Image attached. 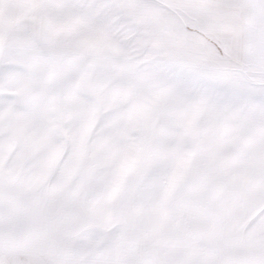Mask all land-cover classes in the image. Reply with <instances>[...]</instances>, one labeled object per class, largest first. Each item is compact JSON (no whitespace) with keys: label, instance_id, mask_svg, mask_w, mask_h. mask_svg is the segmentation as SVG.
<instances>
[{"label":"rangeland","instance_id":"rangeland-1","mask_svg":"<svg viewBox=\"0 0 264 264\" xmlns=\"http://www.w3.org/2000/svg\"><path fill=\"white\" fill-rule=\"evenodd\" d=\"M0 161L8 211L148 206L185 260L264 264V0H0Z\"/></svg>","mask_w":264,"mask_h":264},{"label":"crops","instance_id":"crops-1","mask_svg":"<svg viewBox=\"0 0 264 264\" xmlns=\"http://www.w3.org/2000/svg\"><path fill=\"white\" fill-rule=\"evenodd\" d=\"M18 192L11 193L16 197L11 211L0 200V251L16 258L12 260L21 256L37 264H200L194 251L188 253L194 262L185 260L184 248L191 244L183 236L176 239L175 228L160 214L139 215L136 209L132 215L131 206L120 213L107 209L102 199L79 201L76 206L72 200H60L25 212L22 206L17 209L23 203ZM259 231L264 235V225L254 234ZM200 235L199 230L196 237Z\"/></svg>","mask_w":264,"mask_h":264},{"label":"bare ground","instance_id":"bare-ground-1","mask_svg":"<svg viewBox=\"0 0 264 264\" xmlns=\"http://www.w3.org/2000/svg\"><path fill=\"white\" fill-rule=\"evenodd\" d=\"M14 169H16V167L15 166H13V168H10L9 169V171L10 170H14ZM20 170V169H19ZM12 174H9L8 176H6L3 180H2V182H1V184H0V187L1 188H3V189H6V188H12V187H15V189H16V187L18 188V189H22V185L24 184V183H26V184H31V178L32 177H22V180H21V183L20 184H18L17 183V177L16 178H12ZM12 190H14V188L12 189ZM155 200V199H154ZM156 202H155V204L156 205H160L161 204V201L160 200H155ZM155 208H156V206L155 205H153ZM158 207V206H157ZM147 208H148V210H147V212H146V214L148 215V213H150V214H156V215H158V214H160L159 213V211H158V209L156 208V211H150L151 210V208H149L148 206H147ZM161 215V214H160Z\"/></svg>","mask_w":264,"mask_h":264}]
</instances>
